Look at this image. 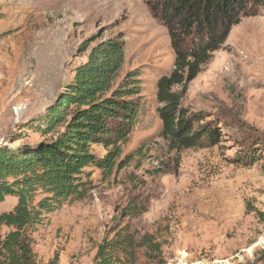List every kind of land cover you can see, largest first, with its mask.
Here are the masks:
<instances>
[{
  "label": "rangeland",
  "instance_id": "1",
  "mask_svg": "<svg viewBox=\"0 0 264 264\" xmlns=\"http://www.w3.org/2000/svg\"><path fill=\"white\" fill-rule=\"evenodd\" d=\"M119 34L126 43L120 76L140 73L137 121L112 174L87 167L86 196L33 228L37 264H95L103 242L118 248L113 264H264L261 8L232 27L195 79L174 88L188 119L201 116L219 132L177 148L161 134L156 99L175 54L146 0H0V146L50 139L38 123L24 127L57 100L91 48ZM92 150L97 159L106 154L102 146ZM242 155L255 163L241 164ZM44 197L38 193L35 204ZM16 202L6 197L0 214Z\"/></svg>",
  "mask_w": 264,
  "mask_h": 264
},
{
  "label": "trees",
  "instance_id": "2",
  "mask_svg": "<svg viewBox=\"0 0 264 264\" xmlns=\"http://www.w3.org/2000/svg\"><path fill=\"white\" fill-rule=\"evenodd\" d=\"M146 5L167 30L175 54L174 69L156 84L162 136L177 148L216 140L217 128L201 116L187 118L180 108L182 93L174 88L195 79L200 67L226 42L232 27L264 10V0H146ZM125 50L122 34L91 48L57 100L24 127L36 130L38 123L37 131L51 135L50 139L16 148L0 146V203L6 197L17 200L11 211L0 214V228L10 229L0 235V264H37L33 228L44 215L86 196L87 167L95 166L103 177L112 174L141 106L140 73L134 70L120 76ZM20 133L17 140L27 135L25 130ZM95 145L105 149L103 158L93 154ZM129 157L117 167H124ZM236 159L244 165L256 161L243 155ZM38 193L45 197L35 204ZM115 245L103 242L95 264L116 262Z\"/></svg>",
  "mask_w": 264,
  "mask_h": 264
}]
</instances>
